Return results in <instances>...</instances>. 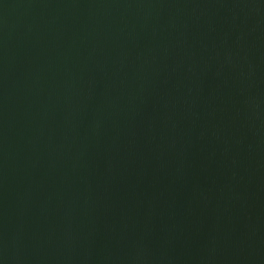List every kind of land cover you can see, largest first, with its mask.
Returning <instances> with one entry per match:
<instances>
[{
  "label": "water",
  "instance_id": "95a60500",
  "mask_svg": "<svg viewBox=\"0 0 264 264\" xmlns=\"http://www.w3.org/2000/svg\"><path fill=\"white\" fill-rule=\"evenodd\" d=\"M0 264H264V0H0Z\"/></svg>",
  "mask_w": 264,
  "mask_h": 264
}]
</instances>
